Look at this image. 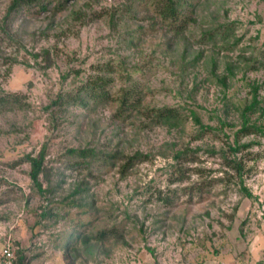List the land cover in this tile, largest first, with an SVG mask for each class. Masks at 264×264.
Returning a JSON list of instances; mask_svg holds the SVG:
<instances>
[{
  "label": "rangeland",
  "instance_id": "1",
  "mask_svg": "<svg viewBox=\"0 0 264 264\" xmlns=\"http://www.w3.org/2000/svg\"><path fill=\"white\" fill-rule=\"evenodd\" d=\"M47 1L9 12L0 0V98L17 100L0 103V264L7 246L12 264H264V0H176L178 35L148 5L120 15L129 0ZM43 50L50 63L32 57ZM98 67L113 100L133 89L145 108L178 109L181 126L115 120V101L54 104ZM245 120L257 131L239 136L240 183L227 162ZM43 146L40 194L23 157ZM186 147L195 163L170 184ZM80 149L94 156L70 152ZM137 151L148 160L124 176L108 159Z\"/></svg>",
  "mask_w": 264,
  "mask_h": 264
},
{
  "label": "trees",
  "instance_id": "2",
  "mask_svg": "<svg viewBox=\"0 0 264 264\" xmlns=\"http://www.w3.org/2000/svg\"><path fill=\"white\" fill-rule=\"evenodd\" d=\"M65 1V0H64ZM129 3L124 10H121V14L128 12L132 4H144L150 6L154 14L161 20V22L168 24L170 28L178 35L186 26V18L182 15L179 4L176 0H129ZM50 4L47 0H11L9 6V12L17 11L23 7H31L33 5H38L40 11H46L48 5ZM63 7V4H59L54 7L55 11L60 10ZM129 9V10H128ZM75 15V19L82 20L84 22L86 14L82 11L72 12ZM96 14L89 16L90 21L95 18ZM114 17V16H113ZM116 17V16H115ZM32 57L37 59H43L45 62L50 63V53L48 50H43L40 53L33 54ZM104 71L110 73L111 71L103 70L101 67H98L95 72L96 74L88 76V78L80 86L77 87L75 91L66 92L65 94H59L56 98L54 104L57 106H75L80 108H88L89 102H92L94 106L98 103H104L107 101L117 102L116 111L113 114L115 120L125 121L131 118L132 115L140 117L142 122L147 127H167V128H178L181 126L182 115L180 111L173 107H162V108H145L141 104V96L139 92L127 88L121 90L119 96L113 100L108 90V86L111 82V79L104 74ZM15 96L8 95L5 98H0V103L11 102L16 103L17 100ZM14 98V99H13ZM13 99V100H11ZM247 110H252V107ZM263 112V110H262ZM246 114V113H245ZM244 114V116H245ZM194 121L200 123L197 116L193 114ZM204 129V127H202ZM257 129L255 126H249L247 121H244L242 128L235 134L234 146H230V151L234 155L233 160L227 162V167L233 170L237 178L240 180V183L243 181V165L241 160H237L236 155L242 150L249 146V144L240 145L239 136H247L255 133ZM45 147L43 146L41 150L33 155L28 153L23 157V160L30 165L29 177L32 182V186L40 194L49 193L50 190H44L41 182V177H44L45 181L50 182V168L45 166ZM72 154H78L81 158H89L94 156V151L91 149H80V150H70ZM197 150H192L185 148L182 150H177L173 153L172 159L175 162L174 169L178 176H173L170 179V184L174 183H183L188 179L187 168H183L184 163H195V153ZM121 154L116 153L108 157L110 161H122L119 167V173L121 176H124L127 171L132 169L135 165L145 162L148 160V156L142 152H135L132 155L120 156ZM186 190V189H184ZM242 191L245 193L246 197H251V194L247 189L242 186ZM156 201L163 205H171L173 198L169 195L162 196L159 192L156 197ZM109 234H115L114 230L103 231L99 237L98 241L105 239ZM120 238V236H119ZM24 258L20 256L18 259L19 264H24Z\"/></svg>",
  "mask_w": 264,
  "mask_h": 264
},
{
  "label": "built area",
  "instance_id": "3",
  "mask_svg": "<svg viewBox=\"0 0 264 264\" xmlns=\"http://www.w3.org/2000/svg\"><path fill=\"white\" fill-rule=\"evenodd\" d=\"M2 257L4 264H12L14 256L9 246L2 250Z\"/></svg>",
  "mask_w": 264,
  "mask_h": 264
}]
</instances>
